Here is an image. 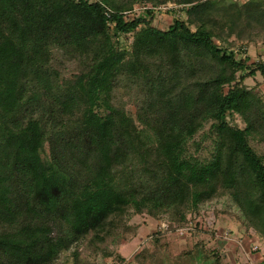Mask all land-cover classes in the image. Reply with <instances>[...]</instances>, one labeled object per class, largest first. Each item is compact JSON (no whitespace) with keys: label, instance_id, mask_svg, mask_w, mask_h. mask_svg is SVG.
<instances>
[{"label":"trees","instance_id":"1","mask_svg":"<svg viewBox=\"0 0 264 264\" xmlns=\"http://www.w3.org/2000/svg\"><path fill=\"white\" fill-rule=\"evenodd\" d=\"M171 3L185 19L159 29L153 7ZM231 38L264 42L263 0H0V264L78 261L86 239L115 264H232L196 236L162 235L191 222L198 235L202 211L264 246V96L244 85L264 62ZM117 205L126 215L101 230ZM130 214L167 229L126 259Z\"/></svg>","mask_w":264,"mask_h":264},{"label":"rangeland","instance_id":"2","mask_svg":"<svg viewBox=\"0 0 264 264\" xmlns=\"http://www.w3.org/2000/svg\"><path fill=\"white\" fill-rule=\"evenodd\" d=\"M147 7H152L151 4H147ZM144 9V6L139 4L138 9L135 10V15L138 13H141ZM154 10V20H153V25L158 27L159 29H166L172 22L173 18H179V19H185V14L183 10L181 9V6L176 5V4H160L157 7H153ZM245 29H250V28H245ZM244 29V30H245ZM249 32L256 33L255 30L250 29L248 30ZM246 31V32H248ZM132 34H126V35H120L119 36V42L122 46V48H129L130 42L132 40ZM231 38L228 43H231V48L233 50H236L237 52L242 50L241 53H238L240 57H250V61H260L264 62L262 59H264V42H258L256 45L251 44V43H246L244 40L243 41H234ZM244 48V51L242 49ZM262 50V51H261ZM57 67L61 70V73L64 75V77H69L74 71L75 67L74 64L67 62V63H62L60 60L57 61ZM260 77V78H259ZM258 79V80H257ZM263 81V77H261L260 74H257L256 77L254 78H248L244 81V85L246 87H259L257 90L259 93L264 95L263 91L264 88H260L261 84ZM125 99V97L123 98ZM126 110L134 115V106L132 103H129L126 106ZM234 123L237 126L242 127L243 124L240 121L239 118L235 117ZM218 204V202H216ZM226 206L230 209V205L227 203ZM111 209L115 210L114 215L107 216L105 220L101 223L100 229H104V231L109 230L110 227H112L117 221H119L122 217L126 215V212L123 213L124 211V206L122 205H117L113 206ZM131 213V212H129ZM128 213V214H129ZM127 214V215H128ZM213 216H212V215ZM190 216L193 217V214H190ZM198 217V218H197ZM193 219L196 221V219L201 223L200 227L204 230L203 232H199L198 235L193 234L191 236L186 235L184 238L178 237L176 234L172 232H167L164 235L165 238L169 239L172 243H175L179 246L184 245L187 241H190L193 236H196V239L199 241L201 240L205 245L209 248L211 247H223L220 246L223 244L222 240L217 238L215 235L211 234L210 230H214L213 228H224V229H230L227 227L225 224V220L222 216L217 214L216 212L212 211H202L199 216H194ZM124 221V220H123ZM206 221L207 222L206 224ZM214 221V222H213ZM160 223V220L153 219L150 216H147L145 214H130L129 218L127 219V225L130 227L135 226L137 228V231L135 234H131L132 231L129 230V233L127 235L128 239L127 240H122L119 243L118 246V254L122 257H125L126 259H129L132 257V255L140 250V248L145 244V240L150 235L153 230L157 228V224ZM235 223V222H234ZM206 224V225H205ZM209 225V226H207ZM236 225V224H235ZM206 231V232H205ZM249 237V236H248ZM244 238L245 242L248 243L249 238ZM256 243L259 244V241L255 238H253ZM88 241L87 239L84 240L83 245L78 248V253H79V260L75 259L72 255V251L66 252L64 255L60 256L59 261L63 264H115L112 258L110 257H103L101 256V247L100 245H88L86 243ZM229 241V240H228ZM108 243L109 241H106L104 244H102L103 248H108ZM86 244V245H85ZM259 250L258 251H263L264 252V246L262 244H259ZM173 253H177V250L174 249ZM157 264H209V262L205 261L204 259L199 258L198 256H187L181 258L179 261H175L174 258H171L168 255L161 254L160 258L158 260Z\"/></svg>","mask_w":264,"mask_h":264},{"label":"crops","instance_id":"3","mask_svg":"<svg viewBox=\"0 0 264 264\" xmlns=\"http://www.w3.org/2000/svg\"><path fill=\"white\" fill-rule=\"evenodd\" d=\"M262 87L264 88V82H262L260 88ZM224 220L226 221L225 224L227 225V227H229L230 230L232 231V235L234 237L246 236V235H242L238 231L237 226L235 225L234 221L229 220L228 218L227 219L224 218ZM245 238H247V236ZM222 243L223 244H221L220 246H223V247L222 248L219 247V248L221 250H224V252H226L232 264H264V252L263 251L262 252L261 251L250 252L249 247H248L249 245L247 242H245V240L242 246L236 245V243H234L233 241H223Z\"/></svg>","mask_w":264,"mask_h":264},{"label":"built area","instance_id":"4","mask_svg":"<svg viewBox=\"0 0 264 264\" xmlns=\"http://www.w3.org/2000/svg\"><path fill=\"white\" fill-rule=\"evenodd\" d=\"M234 1H237V2H239L241 4H243L246 0H234ZM137 9H138V7H136L133 11H135ZM124 14H125V16H129V13H127V12H125ZM242 49L244 50L243 47H242ZM262 60L264 61V59H262ZM196 221H199V219L198 220L196 219ZM207 222H209V221H206V224H207ZM207 226H209V225H207ZM192 228L193 227H192V222H191L186 227L176 229L174 231V234H176L180 238H182V237L184 238L186 235H188L190 233ZM166 229H167V227H166V225L164 223H158L157 224V228L155 230H153V231H165ZM213 229H214L213 230L214 235L217 238L221 239L222 241H228V240L229 241H233L234 243H236V245H239V246H242L243 243H244V238L246 236L234 237L232 235V231L230 229H224V228H218V227L216 229L215 228H213ZM249 239L250 240H248V245H249L248 247H249L250 252H257L259 250V247H260L259 244L256 243V241L254 239H251V238H249Z\"/></svg>","mask_w":264,"mask_h":264}]
</instances>
